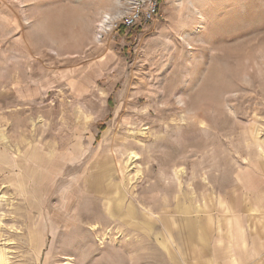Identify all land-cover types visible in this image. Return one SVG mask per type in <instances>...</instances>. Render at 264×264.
<instances>
[{"label":"rangeland","instance_id":"1","mask_svg":"<svg viewBox=\"0 0 264 264\" xmlns=\"http://www.w3.org/2000/svg\"><path fill=\"white\" fill-rule=\"evenodd\" d=\"M149 1L0 0V264H190L264 175V0Z\"/></svg>","mask_w":264,"mask_h":264},{"label":"crops","instance_id":"2","mask_svg":"<svg viewBox=\"0 0 264 264\" xmlns=\"http://www.w3.org/2000/svg\"><path fill=\"white\" fill-rule=\"evenodd\" d=\"M251 177L250 185L240 186L246 198L236 204V212L227 220L229 228L195 237L193 242L201 241L202 248L194 255L190 252V264H264V175L258 171ZM23 181L29 184L26 177ZM50 181L45 175L40 179L43 187Z\"/></svg>","mask_w":264,"mask_h":264},{"label":"bare ground","instance_id":"3","mask_svg":"<svg viewBox=\"0 0 264 264\" xmlns=\"http://www.w3.org/2000/svg\"><path fill=\"white\" fill-rule=\"evenodd\" d=\"M106 20V19H105ZM111 20L110 19H108L107 18V20L106 21H104V23H103V25H101V27L102 28H104L105 30H110L111 29ZM105 32V31H104ZM175 90V89H174ZM156 98H158V96H155ZM164 98H166L167 100H168V104H170L172 107H166L167 109H161V110H158V113H160L161 111H163V110H165V111H168V110H171V109H174L173 108V105H180V104H182L183 106H182V109L181 110H183L184 112H186V111H188V108H190L189 107V105L187 104V101H186V98H185V94L183 93L182 95H180V96H177L176 97V94H175V92L174 91H169V92H166V91H164V93H163V95L160 97V100H162V99H164ZM166 103V102H165ZM167 104V105H168ZM166 105V106H167ZM147 119V116H144V117H142V119L141 120H143V121H145ZM165 125V124H164ZM178 128V127H177ZM142 130V129H141ZM158 145V144H157ZM149 152V151H148ZM181 153H182V151H181ZM177 156V155H176ZM175 158V157H174ZM171 161H173V159H171ZM104 173L105 174H107V175H112V174H110V173H107V172H105V169H104ZM138 176V175H137ZM62 178V177H61ZM59 181V180H58ZM68 181V180H67ZM61 182V181H60ZM97 182L98 183H100L99 182V179L97 180ZM95 180H90V181H86L85 182V185H84V187H88L89 186V184H94L96 187H100V188H102L103 190H105V192H108V193H110V190H108V189H105V188H103L104 186H102L101 187V185H98V183H97ZM103 182V181H102ZM58 183V182H57ZM104 183V182H103ZM109 183V182H108ZM108 183H106V185L108 184ZM59 184V183H58ZM50 186H52V180L50 181ZM83 190V189H82ZM134 213V210L133 209H131V214H133ZM90 218V217H89ZM1 264H6V258H5V254L2 252V255H1ZM69 264V263H68Z\"/></svg>","mask_w":264,"mask_h":264},{"label":"built area","instance_id":"4","mask_svg":"<svg viewBox=\"0 0 264 264\" xmlns=\"http://www.w3.org/2000/svg\"><path fill=\"white\" fill-rule=\"evenodd\" d=\"M159 13V0H150L145 8L140 2H138L133 6L130 15L125 18L123 26L132 28L137 26V24H141L142 22H151L159 16Z\"/></svg>","mask_w":264,"mask_h":264},{"label":"trees","instance_id":"5","mask_svg":"<svg viewBox=\"0 0 264 264\" xmlns=\"http://www.w3.org/2000/svg\"><path fill=\"white\" fill-rule=\"evenodd\" d=\"M125 29H126L125 26H121V27H120V31H121V32H123L122 30H125Z\"/></svg>","mask_w":264,"mask_h":264}]
</instances>
